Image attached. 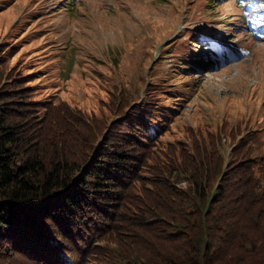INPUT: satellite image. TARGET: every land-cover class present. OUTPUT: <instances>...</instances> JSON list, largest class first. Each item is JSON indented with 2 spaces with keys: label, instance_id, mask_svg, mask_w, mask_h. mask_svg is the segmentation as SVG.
I'll return each mask as SVG.
<instances>
[{
  "label": "trees",
  "instance_id": "obj_1",
  "mask_svg": "<svg viewBox=\"0 0 264 264\" xmlns=\"http://www.w3.org/2000/svg\"><path fill=\"white\" fill-rule=\"evenodd\" d=\"M21 29L14 43L0 44V264H264L257 139H238L227 160L221 139L230 141L234 129L220 131L234 124L221 117L213 130L185 126L196 137L190 150L179 145L187 151L181 164L157 168L140 151L171 134L184 105L174 104L180 87L169 94L154 82L130 102L143 99L131 110L140 109L141 120L128 119L137 126L113 127L92 152L78 112L40 108L35 68L18 59L16 69L8 65L26 36Z\"/></svg>",
  "mask_w": 264,
  "mask_h": 264
},
{
  "label": "rangeland",
  "instance_id": "obj_2",
  "mask_svg": "<svg viewBox=\"0 0 264 264\" xmlns=\"http://www.w3.org/2000/svg\"><path fill=\"white\" fill-rule=\"evenodd\" d=\"M214 1L0 0V44L14 43L26 26L8 65L16 69L18 59L35 68L30 84L40 108L78 112L92 152L113 127L137 126L128 119L141 120L140 109L131 110L143 99L130 102L157 82L169 94L180 87L182 101L174 104L184 105V114L168 127L173 139L146 144L141 158L157 168L181 164L187 151L179 145L190 150L196 137L185 126L213 130L221 117L245 127L228 123L220 131L234 129L230 141L221 139L227 160L238 139H257L264 154V23H256L264 20V0ZM198 34L210 38L203 42Z\"/></svg>",
  "mask_w": 264,
  "mask_h": 264
},
{
  "label": "snow or ice",
  "instance_id": "obj_3",
  "mask_svg": "<svg viewBox=\"0 0 264 264\" xmlns=\"http://www.w3.org/2000/svg\"><path fill=\"white\" fill-rule=\"evenodd\" d=\"M256 23H264V20H257Z\"/></svg>",
  "mask_w": 264,
  "mask_h": 264
}]
</instances>
